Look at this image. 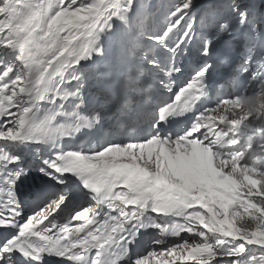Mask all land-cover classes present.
I'll return each instance as SVG.
<instances>
[{
	"label": "snow or ice",
	"instance_id": "1",
	"mask_svg": "<svg viewBox=\"0 0 264 264\" xmlns=\"http://www.w3.org/2000/svg\"><path fill=\"white\" fill-rule=\"evenodd\" d=\"M262 9L0 0V264H264Z\"/></svg>",
	"mask_w": 264,
	"mask_h": 264
},
{
	"label": "trees",
	"instance_id": "2",
	"mask_svg": "<svg viewBox=\"0 0 264 264\" xmlns=\"http://www.w3.org/2000/svg\"><path fill=\"white\" fill-rule=\"evenodd\" d=\"M212 3H220V0H197V4L199 7H201L202 4L204 5V7H207L208 5H210ZM262 4H264V0H263ZM262 10H264V9H262Z\"/></svg>",
	"mask_w": 264,
	"mask_h": 264
},
{
	"label": "rangeland",
	"instance_id": "3",
	"mask_svg": "<svg viewBox=\"0 0 264 264\" xmlns=\"http://www.w3.org/2000/svg\"><path fill=\"white\" fill-rule=\"evenodd\" d=\"M260 1H263V0H260ZM223 2V0H220V3ZM229 73L230 74H233V71L232 70H229Z\"/></svg>",
	"mask_w": 264,
	"mask_h": 264
}]
</instances>
